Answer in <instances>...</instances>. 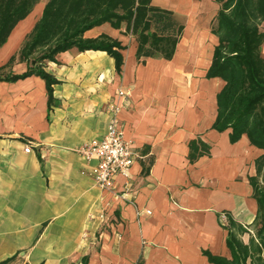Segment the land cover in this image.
I'll use <instances>...</instances> for the list:
<instances>
[{
  "label": "crops",
  "instance_id": "0c3cea01",
  "mask_svg": "<svg viewBox=\"0 0 264 264\" xmlns=\"http://www.w3.org/2000/svg\"><path fill=\"white\" fill-rule=\"evenodd\" d=\"M47 1L37 3L20 22L33 17L30 25L13 29L0 48V67L16 56L4 74L28 69L20 50ZM150 4L172 12L174 28L180 26L171 58L161 49L166 43L154 56L140 51L151 45L142 44V28L154 27L137 32L127 21H108L84 36L118 40L121 72L107 51L72 47L45 64L57 79L51 103L41 76L0 81V261L18 253L22 264H216L206 251L232 258L223 214L250 226L242 235L246 244L254 235L258 202L249 177L264 150L247 134L232 142V129L213 127L225 85L208 77L221 3ZM120 89L130 91L127 100ZM112 104L123 106L119 118L139 157L111 191L96 184L90 170L97 160L79 148L105 134ZM194 139L210 152L191 162Z\"/></svg>",
  "mask_w": 264,
  "mask_h": 264
},
{
  "label": "trees",
  "instance_id": "16d2710c",
  "mask_svg": "<svg viewBox=\"0 0 264 264\" xmlns=\"http://www.w3.org/2000/svg\"><path fill=\"white\" fill-rule=\"evenodd\" d=\"M221 9L212 31L219 38L208 77H220L224 87L217 95L218 115L213 127L219 131L232 129L231 141L237 142L247 134L253 145L264 150V0H219ZM40 0H0V48L7 42L16 24L26 18ZM151 0H48L41 18L20 50V58L28 62V69L21 74H4V70L16 60L0 67V81H17L38 75L47 82L49 101L53 99V86L57 79L45 69L47 61L72 47L107 51L116 60V67L122 71L124 46L107 34L86 38L85 32L104 22L120 25L127 21L128 28L139 32L141 26L144 56L156 55L161 43H166L164 56L174 54L180 26L172 12L152 6ZM151 18L149 22L147 17ZM173 27V28H172ZM167 30H170L167 32ZM141 55V53H140ZM210 147L201 140L190 141L189 158L195 162L208 154ZM257 174L249 180L258 202V214L252 224L254 235L246 244L242 235L249 227L239 223L231 214L221 224L228 230L227 244L232 258L213 255L206 251L209 259L216 264H264V154L256 160ZM14 254L0 264H14L19 261ZM22 261V260H21ZM25 264H29L26 262Z\"/></svg>",
  "mask_w": 264,
  "mask_h": 264
},
{
  "label": "built area",
  "instance_id": "2783aa9c",
  "mask_svg": "<svg viewBox=\"0 0 264 264\" xmlns=\"http://www.w3.org/2000/svg\"><path fill=\"white\" fill-rule=\"evenodd\" d=\"M119 95L127 100L130 91L120 89ZM122 105L110 106V120L105 134L84 143L79 152L87 159H96V165L90 170L96 184L106 190H115L118 176H130L131 168L139 157L134 149L133 142L126 139L125 131L119 118ZM32 150V145L25 148L26 152ZM223 222H227V215H222Z\"/></svg>",
  "mask_w": 264,
  "mask_h": 264
},
{
  "label": "rangeland",
  "instance_id": "374dc122",
  "mask_svg": "<svg viewBox=\"0 0 264 264\" xmlns=\"http://www.w3.org/2000/svg\"><path fill=\"white\" fill-rule=\"evenodd\" d=\"M40 1H45V0H40ZM37 5V4H36ZM36 5H35V7H36ZM33 8V10L35 11H37L38 9L37 8ZM34 11L32 12L33 14H34ZM32 16V15H31ZM34 16V15H33ZM30 18V20L33 18V17H29ZM25 19V18H24ZM24 19H22V20H24ZM22 20H20L17 24H16V26L14 27V29H17V28H19V30H23L24 28H27L28 27V25H30V20H29V23H28V21H27V23H24V24H22V26H20V22L22 21ZM19 24V25H18ZM14 264H22V261L21 260H19V261H17V262H15Z\"/></svg>",
  "mask_w": 264,
  "mask_h": 264
}]
</instances>
